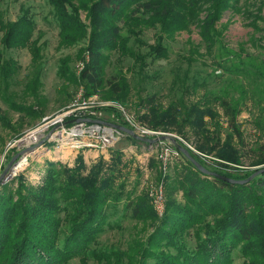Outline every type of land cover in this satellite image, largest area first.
<instances>
[{"label": "trees", "instance_id": "1", "mask_svg": "<svg viewBox=\"0 0 264 264\" xmlns=\"http://www.w3.org/2000/svg\"><path fill=\"white\" fill-rule=\"evenodd\" d=\"M47 1L57 19L60 46L75 44L88 36L81 50L83 62L77 76L86 96L102 90L110 54L114 51L128 53L129 35L122 34L123 23L159 25L161 34L156 43L147 44L149 53L156 58L167 55L162 44L165 35L166 38L172 37L195 21H199V34L208 49L221 44L229 51L223 45L217 22L232 6L233 0ZM204 6V16L200 17ZM80 10L86 11L88 23L80 18ZM0 29L1 43L5 48L26 47L34 62L40 57V46L33 38L36 22L27 7L21 5L20 14L12 21H4L0 15ZM236 58L238 62L232 66L235 70L244 65L255 66L253 74L264 78V70L253 60L244 61L240 55ZM11 70L12 61L5 60L0 65L2 74ZM121 85H126L123 78L118 83H110L112 96L124 98L125 93L119 92ZM234 88L238 90V96L231 93L203 96L195 107L197 118L202 119L209 111L211 101H219L231 130L229 137H235L244 145L238 116L246 101L264 103V82L252 87L251 92L241 83L234 84ZM161 122L160 119L156 123ZM229 140L227 138L225 145L216 151V158L221 159L215 162L219 166L240 163V156L232 149ZM177 143L184 146L180 141ZM261 147V153H264V144ZM188 151L205 166L202 158L195 156L190 149ZM77 158L74 168L47 161L38 184H30L18 174L12 183L1 185L0 264H66L70 258L83 254H92L104 264H126L124 257L132 261L136 251L113 253V260L89 247L111 225L109 218L115 214L117 203L125 194L124 180H117L121 175V154L112 155L110 165L100 157L96 169L90 173L84 170L83 158L80 155ZM183 158L186 164L177 172L179 179L176 176L174 181L182 189V199H166L165 211L158 220L154 235L139 245V258L135 256V263L233 264L232 255L238 251L245 258L242 264H264V172L247 182H231L205 174L185 155ZM262 163L264 154H258L252 161V165ZM212 171L236 180H244L253 173V170H245L243 174H237L215 168ZM173 187L170 186L171 191L175 189ZM126 197L125 206L132 207V216L143 217L142 208L135 204L136 198L133 199L132 194ZM151 211L157 214L153 206ZM191 233L195 236L194 246L185 240V236ZM129 249L133 250L134 245Z\"/></svg>", "mask_w": 264, "mask_h": 264}, {"label": "rangeland", "instance_id": "2", "mask_svg": "<svg viewBox=\"0 0 264 264\" xmlns=\"http://www.w3.org/2000/svg\"><path fill=\"white\" fill-rule=\"evenodd\" d=\"M21 5L29 9L36 22L33 38L40 46V57L34 62L26 47L5 48L1 43L0 29V65L5 60L12 61V70L7 74L0 73V187L4 183H12L11 180L18 174L30 184L41 182L45 161L42 158L37 160L36 156H27L29 150L35 147L34 140L29 137L42 124L43 117L64 109L75 100L79 89L84 91L77 76L83 62L81 50L88 36L75 44L60 46L57 19L47 0H0L1 18L4 21L16 19ZM204 11L205 6L200 11V17L204 16ZM79 13L80 18L88 23L86 11L80 10ZM217 28L221 29L223 45L229 51L221 44L208 49L199 34V21H195L188 29L177 31L172 37L166 38L165 35L162 44L167 49V55L156 58L149 53L147 44L156 43L161 34L159 25L123 23L122 34L129 35V51L110 54L104 70V85L96 96L112 103L96 109L104 117L109 116V120L123 125L121 114L113 103L121 104L141 124L160 131L161 136L174 138L176 142H187L195 156L201 158L202 154L207 155L209 159L203 161L211 171L215 168L237 174H243L245 170L255 172L264 167V163L252 165L258 154H264L261 153L264 144V103L259 105L256 101L248 100L243 104L238 123L244 145L239 144L235 137H229L231 130L219 101H211L210 109L202 119L197 118L195 106L207 95L212 97L231 93L238 96L234 84L241 83L251 92L252 87L264 82L261 75L253 74L255 66L244 65L238 70L232 67L238 62L236 55H240L244 61L253 60L264 70V0H233L232 6L217 22ZM136 31L139 33L135 34ZM122 78L126 85H121L119 92L125 94L123 99H119L112 96L109 85L118 83ZM197 82L200 85L195 87ZM112 113L113 116L110 115ZM160 119L162 122L156 123ZM227 138H230L228 143L240 156V163L219 166L215 163L221 161L216 158V151L225 145ZM102 153L108 165L111 164L112 155L121 154V175L117 180L125 182V197L117 203L115 214L109 218L111 225L89 247L100 255L111 256V259L115 256L113 253L136 251L132 261L126 260V257L123 259L126 264H136L134 258H139V245L145 244L154 235L160 218L151 211L153 205L149 194L163 181L165 204L168 198L181 200L182 189L174 181L176 176L179 179L177 172L185 166V159L171 165L166 175L162 176L154 145L145 144L129 134H121L119 141ZM16 155L17 163L26 160L23 168L13 167L10 176L1 177L9 161ZM78 155L83 158L82 154ZM99 158L84 162L86 173L96 169ZM50 161L74 168L78 158L73 164ZM170 186L175 189L171 191ZM129 194L136 198L135 204L142 208L143 217L132 216V207L125 206ZM185 240L188 245H195L193 233L186 235ZM133 245L134 249L130 250L129 247ZM232 257L233 264H242L245 259L238 251ZM66 264H104V261L100 262L92 254H83L70 258Z\"/></svg>", "mask_w": 264, "mask_h": 264}, {"label": "built area", "instance_id": "3", "mask_svg": "<svg viewBox=\"0 0 264 264\" xmlns=\"http://www.w3.org/2000/svg\"><path fill=\"white\" fill-rule=\"evenodd\" d=\"M77 92L79 94L67 107L51 116L43 117L42 124L29 137L34 140L36 147L53 143L55 147L93 148L104 152L119 141L121 134H127L113 125L119 123L109 120V116L104 117L102 112L96 109L98 106L112 102L100 100L96 94L86 97L83 94V89H79ZM113 104L121 114L122 122L126 127L133 130L140 137L152 139V141L143 142L150 146L154 145V148L157 149L156 157L159 169L162 176H165L171 165L183 158L182 152L170 140L161 139L162 134L160 131L141 124L121 104L117 102ZM110 115L113 116V113ZM182 144L188 150H192V146L187 142ZM34 152L35 150L32 147L28 153L33 154ZM201 158L203 160L209 159L205 154H202ZM149 195L151 196L153 209L161 217L165 211L163 181L159 182Z\"/></svg>", "mask_w": 264, "mask_h": 264}, {"label": "crops", "instance_id": "4", "mask_svg": "<svg viewBox=\"0 0 264 264\" xmlns=\"http://www.w3.org/2000/svg\"><path fill=\"white\" fill-rule=\"evenodd\" d=\"M37 152H39L38 156L35 155ZM78 154H82L84 162H88V163L92 162V160L94 161L96 157H105L104 153L93 148L72 149L68 146L55 147L53 143L50 144V146L46 145L42 147H37V150L33 154L30 155L27 153V156L31 158H35L36 156L37 160L42 158L44 159L45 164L46 161H50V160H56V161L58 160L64 163L68 162L69 164H73ZM45 164L43 165L45 166Z\"/></svg>", "mask_w": 264, "mask_h": 264}, {"label": "water", "instance_id": "5", "mask_svg": "<svg viewBox=\"0 0 264 264\" xmlns=\"http://www.w3.org/2000/svg\"><path fill=\"white\" fill-rule=\"evenodd\" d=\"M114 126H116L118 129L126 132L127 134H129L130 136H132L133 138L135 139H138L140 141H145V142H149V141H152V139H149V138H146V137H140L138 136L137 134H135L133 132V130H131L130 128L124 126V125H121V124H113ZM161 139H165V138H168L171 140L172 143H174L176 145V147L182 152L183 155H185L200 171H202L203 173L205 174H209V175H213V176H216V177H219L221 179H224L226 181H231V182H247L249 180H251L254 176H256L257 174L259 173H262L264 172V167L259 169V170H256L255 172H253L248 178L244 179V180H236V179H232V178H229V177H226L224 175H221L219 173H216L214 171H211L209 169H207L205 166H203L200 162H198L194 157H192L188 151V149L180 144H178L176 142V140L174 138H171V137H167V136H160ZM21 153V152H20ZM25 153V151H24ZM17 155L14 156L10 161L9 163L7 164L6 168L4 169L1 177H6V176H10L11 174V170L13 167L16 166L17 164Z\"/></svg>", "mask_w": 264, "mask_h": 264}, {"label": "bare ground", "instance_id": "6", "mask_svg": "<svg viewBox=\"0 0 264 264\" xmlns=\"http://www.w3.org/2000/svg\"><path fill=\"white\" fill-rule=\"evenodd\" d=\"M25 163H26V160L25 159H22L20 162H18L16 164L15 169H21V168H23V166L25 165Z\"/></svg>", "mask_w": 264, "mask_h": 264}]
</instances>
